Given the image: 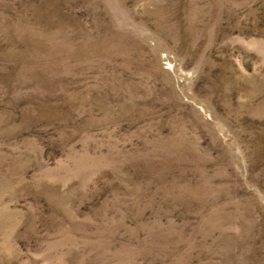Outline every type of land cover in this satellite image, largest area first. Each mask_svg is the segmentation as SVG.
Wrapping results in <instances>:
<instances>
[{
  "label": "rangeland",
  "instance_id": "374dc122",
  "mask_svg": "<svg viewBox=\"0 0 264 264\" xmlns=\"http://www.w3.org/2000/svg\"><path fill=\"white\" fill-rule=\"evenodd\" d=\"M0 264H264V0H0Z\"/></svg>",
  "mask_w": 264,
  "mask_h": 264
}]
</instances>
